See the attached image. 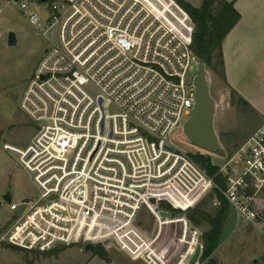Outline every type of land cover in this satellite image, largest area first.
I'll list each match as a JSON object with an SVG mask.
<instances>
[{"label":"built area","instance_id":"1","mask_svg":"<svg viewBox=\"0 0 264 264\" xmlns=\"http://www.w3.org/2000/svg\"><path fill=\"white\" fill-rule=\"evenodd\" d=\"M175 4L51 0L28 9L20 2L48 47L20 105L37 132L26 147H3L19 157L37 191L32 201L12 200L16 220L4 242L45 252L106 239L146 264H167L168 252L154 245L164 227L179 224L185 250L174 264H189L202 243L187 216L208 193L227 202L236 226L262 231L264 120L235 151L211 158L214 174L171 140L195 113L189 74L200 64L195 28ZM144 209L158 227L153 238L140 224Z\"/></svg>","mask_w":264,"mask_h":264},{"label":"rangeland","instance_id":"2","mask_svg":"<svg viewBox=\"0 0 264 264\" xmlns=\"http://www.w3.org/2000/svg\"><path fill=\"white\" fill-rule=\"evenodd\" d=\"M154 1L176 8L174 0ZM38 6L37 0L28 1V9H36ZM185 18L187 19L186 23L195 28L187 13ZM10 32L16 34V44L14 45L8 43ZM47 47L48 41L38 34L35 26L29 21L28 15L21 9L20 2L0 0V264H86V261L93 259L91 254H85L82 250L84 242L70 246L62 245L50 251L39 252L26 251L2 240L16 220V213L3 199V194L10 190L12 199L16 203L23 200L32 201L37 194L30 176L19 161V157L3 147L6 143L20 148L26 147L37 132L36 125L22 112L20 105L28 83L38 77L37 67L43 59ZM218 55V52L212 55V67L201 61L200 63H203L206 82L215 104L217 122L212 127L218 130L220 146L217 154L221 155L224 154V151L229 153L235 151L247 135L262 122L246 108L244 101L238 100L235 92L228 90L224 67H222ZM213 68H216L218 73L214 72ZM241 73L246 75L241 76ZM249 73V70L232 71L229 80L235 83V89L243 97L260 98L264 94V83L256 77H249L251 76ZM198 74L199 67L194 65L189 75L196 77ZM171 140L180 148L192 153L199 164H201V156L214 158L216 155V153L208 152L191 143L184 135L183 129L175 130L171 135ZM221 205L220 195L208 193L206 196H202L189 211L199 208L214 214ZM262 207L264 208V196ZM180 213L182 214V212ZM231 214L233 219L225 225L221 245L208 259L201 260L200 264H208L209 259H213L216 264H264V222L261 225L262 231L251 225L238 227L235 225V214L230 210L229 218ZM173 215L177 214L173 212ZM141 218L145 221L140 223L144 225L145 231L142 232L149 238H153L158 232L155 219L145 209L142 210ZM99 225L102 233L109 232L110 228L105 220L100 221ZM178 225L174 224L163 228L160 240L154 245L157 252H168L165 260L167 264L176 263L177 258L183 253L182 250H185L184 246L177 242ZM192 225L195 226L193 223ZM195 227L199 232V240L203 244V234L209 230V226L202 224ZM94 242L102 245L108 243L106 239L105 243L97 240ZM105 246H108L109 250ZM102 249L111 261L146 264L141 259L133 260L127 253L120 252L111 245H104ZM91 264L100 263L96 261Z\"/></svg>","mask_w":264,"mask_h":264},{"label":"trees","instance_id":"3","mask_svg":"<svg viewBox=\"0 0 264 264\" xmlns=\"http://www.w3.org/2000/svg\"><path fill=\"white\" fill-rule=\"evenodd\" d=\"M191 18L195 26L193 34V51L199 60L209 66L212 64V55L218 52L221 65L224 67L222 45L227 34L234 28L240 20V15L233 5L224 0H203L200 8H197L185 0H174ZM221 2L220 8L215 10V4ZM212 67V66H211ZM214 72L218 73L216 68ZM200 163L209 174H214L216 169L211 165V158L201 156ZM222 205L210 214L203 209L195 208L188 213L189 220L199 226L207 224L209 230L203 234V255L201 260L205 261L216 251L222 243L224 228L229 221L230 207L221 197ZM162 207H166L162 205ZM101 257L106 258V252L101 249ZM208 264H216L213 259H209Z\"/></svg>","mask_w":264,"mask_h":264},{"label":"crops","instance_id":"4","mask_svg":"<svg viewBox=\"0 0 264 264\" xmlns=\"http://www.w3.org/2000/svg\"><path fill=\"white\" fill-rule=\"evenodd\" d=\"M193 6L200 8L203 0L192 1L186 0ZM231 3L240 15V20L234 28L227 34L223 41L222 52L224 60V74L226 86L231 92H235L239 101H244L246 108L252 112L253 116L264 120V94L260 98H245L236 89L235 83L229 80L232 71L240 69L249 70V77H256L264 83V0H224ZM170 2V1H169ZM174 5L173 3H171ZM221 2L215 4L216 8H220ZM246 74L241 73V76ZM216 112L214 113L212 126L216 124ZM261 125V124H260ZM259 125V126H260ZM258 126V127H259ZM255 127L243 142L256 130ZM214 132L218 135V130L213 127ZM231 218V217H230ZM229 218V219H230ZM232 221V219H231ZM108 249V246H105ZM109 250V249H108ZM120 252H124L118 250ZM126 253V252H124ZM128 254V253H127ZM129 255V254H128ZM133 260H138L129 255ZM99 261L100 264H106L104 261L94 258L86 261V264ZM201 261V260H200ZM111 264H127L113 261Z\"/></svg>","mask_w":264,"mask_h":264},{"label":"water","instance_id":"5","mask_svg":"<svg viewBox=\"0 0 264 264\" xmlns=\"http://www.w3.org/2000/svg\"><path fill=\"white\" fill-rule=\"evenodd\" d=\"M21 2L25 0H14ZM32 1V0H26ZM39 4L51 2V0H37ZM9 45L16 44V34L10 32L8 36ZM190 82L194 83L197 89V103L195 113L190 117L183 127V132L186 138L195 146L202 148L208 152L217 153L220 146V140L212 127V121L215 113V104L209 91L208 84L206 82V73L203 68V63L199 64L198 76L191 78ZM3 199L11 204L12 194L10 190H7L3 194ZM152 203H156L153 199ZM20 215V213H19ZM160 216L163 218L171 217V214L166 211H161ZM231 221V218L229 219ZM203 246L199 244L189 261V264H198L201 258Z\"/></svg>","mask_w":264,"mask_h":264},{"label":"flooded vegetation","instance_id":"6","mask_svg":"<svg viewBox=\"0 0 264 264\" xmlns=\"http://www.w3.org/2000/svg\"><path fill=\"white\" fill-rule=\"evenodd\" d=\"M179 226V228H178V230H179V233H178V235H177V238H178V236L181 234V232H182V228H181V225H178ZM165 228V227H164ZM162 236V235H161ZM160 236V237H161ZM159 240H160V238H159ZM158 240V241H159ZM95 240H92V239H89V240H87V239H82V240H79V241H77V242H74L73 244H77V243H83V247H82V250L85 252V254H91L92 256H93V259L94 258H98L99 260H102V261H104L106 264H111L113 261H111V259H110V257L107 255V257L106 258H104V257H101L100 255H99V252H100V250L102 249V247L104 246V245H102V244H99V243H97V242H94ZM178 241V240H177ZM73 244H71V245H73ZM70 246V245H69ZM104 250V249H103ZM179 253H180V251H179ZM92 259V260H93Z\"/></svg>","mask_w":264,"mask_h":264}]
</instances>
